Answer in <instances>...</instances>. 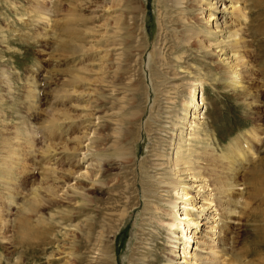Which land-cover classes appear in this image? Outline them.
<instances>
[{"label":"rangeland","instance_id":"1","mask_svg":"<svg viewBox=\"0 0 264 264\" xmlns=\"http://www.w3.org/2000/svg\"><path fill=\"white\" fill-rule=\"evenodd\" d=\"M255 1L263 30L240 67L255 72L245 89H230L204 44L191 40L203 16L179 12L192 0H181V9L177 0H0V264H150L165 252L142 203L129 201L133 165L108 158L105 186L94 188L91 216L84 214V125L94 124L92 147L112 155L121 145L134 151L136 166L161 144L169 157L167 143L191 121L197 77L204 80L200 136L219 150L245 136L242 155L253 152L264 164V0ZM186 67L192 74L180 73ZM251 131L263 142L252 144ZM28 201L36 208L22 227ZM247 201L245 213H264L261 201ZM241 223L232 227L230 255L255 264L264 258V223Z\"/></svg>","mask_w":264,"mask_h":264},{"label":"bare ground","instance_id":"2","mask_svg":"<svg viewBox=\"0 0 264 264\" xmlns=\"http://www.w3.org/2000/svg\"><path fill=\"white\" fill-rule=\"evenodd\" d=\"M180 1L177 0L176 9L183 8ZM192 2L191 8L179 11L180 14L184 12L188 15L196 11L203 16L201 22L197 23L202 29L193 33L191 40L199 39L200 43L204 44L201 49L205 57L215 58L217 62L215 73L224 76L228 88L245 89L246 87L241 84L248 83L247 80L255 72V67L247 64L240 68L246 63L242 60L243 53L250 51L249 41L253 42V49L257 51L254 37L263 30L261 25H256L258 20L253 17L256 13L253 11L258 8V3L255 0H192ZM179 21L184 22L183 19ZM228 60L229 62H226ZM232 61L236 63L232 64ZM196 72H199L198 69ZM180 73L190 75L192 71L186 67ZM262 74L264 79V73ZM194 81H197V84L193 82L188 103L191 121L185 134L181 133L182 131L178 133L175 142L172 141L174 137L169 139L167 143V148L171 149L169 157L165 154V145L161 144V147L159 145L154 151L151 150L152 154L149 155L151 158L142 160L136 166L134 151L127 153L121 145L114 149L115 155L105 153L101 148L98 150V145L92 147L90 135L93 134L94 124L87 120V124L84 125V141H88L84 149V175H80L84 176V195L87 198L84 201V214L86 217L91 216L90 208L93 203L90 198L91 192L95 187L102 189L105 186L100 180L103 165L108 162V158L120 164L127 163L126 166L133 165L131 175L134 182L131 188L135 194L134 199L129 201L134 205L132 208L142 203L141 211L148 217V226L155 229L156 238L164 237L163 247L166 248L165 252L158 254L159 256L149 257L150 264H156L154 258L158 259L160 264H237L239 261L237 255L232 256L229 252L234 236L232 227L253 220L264 223V213L256 217L245 213L248 199L261 201L260 205L264 206L262 194L264 164L254 160L253 152L248 155L252 156L251 159L247 158V155L245 157L242 155L244 151L240 141L245 136H237L220 150L212 145L210 136L207 134L204 137L200 136V132L205 130L199 128L196 122L203 119L204 114L202 113L204 80L197 77ZM172 131L174 136L176 126H173ZM146 132L149 136L152 135L151 126ZM247 133H250L253 139L249 140L253 141L252 144L263 142L252 131ZM158 140L160 139L157 138ZM160 142L164 143L163 140ZM13 204L16 203L11 205ZM35 208L32 202L24 203L23 211L20 213L22 227L28 219L27 213L34 212ZM105 217L109 218L106 214ZM111 220L108 219L105 223L110 224ZM5 222L0 219L2 226ZM88 236L86 234V238ZM27 243L29 246L31 242ZM255 247L259 249L261 245L255 242ZM255 264H264V258L259 261L257 259Z\"/></svg>","mask_w":264,"mask_h":264}]
</instances>
